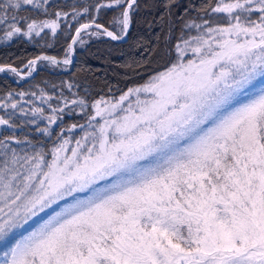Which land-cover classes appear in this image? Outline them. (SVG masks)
I'll list each match as a JSON object with an SVG mask.
<instances>
[{"label": "snow or ice", "instance_id": "6c2138e0", "mask_svg": "<svg viewBox=\"0 0 264 264\" xmlns=\"http://www.w3.org/2000/svg\"><path fill=\"white\" fill-rule=\"evenodd\" d=\"M53 6L0 0V44L31 42L45 29L55 37L68 13L22 15H51ZM160 6L171 26L178 0ZM73 8L72 20L87 22L62 61L37 55L26 74L8 63L0 73L25 79L43 62L67 70L82 33L124 40L140 3ZM109 9L111 30L98 22ZM212 14L224 23H211ZM197 16L201 23L180 17L173 58L118 98L65 99L47 114L32 108L28 122L51 147L19 139L14 115L27 110L0 105V126L13 130L0 139V245L15 236L0 248V264H264V0H215ZM77 112L84 123H64ZM10 142L28 148L21 154Z\"/></svg>", "mask_w": 264, "mask_h": 264}, {"label": "trees", "instance_id": "16d2710c", "mask_svg": "<svg viewBox=\"0 0 264 264\" xmlns=\"http://www.w3.org/2000/svg\"><path fill=\"white\" fill-rule=\"evenodd\" d=\"M85 2L95 3L97 0H49V3L54 5L48 8L51 15H45L42 11L22 13L38 20L55 19V13L58 11L69 15L66 21H60L61 28L57 30L55 37L51 35L50 29H45L40 37H34L31 42L26 38H19L0 44V65L8 63L22 69L29 59L37 55H48L62 61L65 50L71 43V37L75 35L76 27L87 22V17L83 15L78 21L72 20L73 6ZM139 3L140 8L133 13L132 24L125 41L117 42L107 36H88L82 33L85 43L83 46L75 45L71 56L73 63L67 67V70L62 63L52 66L43 62L29 79H20L11 73L0 74V105L14 102L18 107L27 110V115H20L18 111L14 115L13 123L18 125L15 135L19 139H28L42 147H51L49 138L41 137L36 132L37 125L28 122L35 119L31 116V109L34 107H43L47 114L50 111L49 106L62 105L65 99L70 104L74 97L84 98L91 105L102 96L105 99L118 98L121 92L144 83L151 74L162 69L173 58L168 53L173 50L177 38L181 35L180 17L187 15L192 21L201 23L197 16L199 6L215 3V0H178L180 7L173 9L171 19L175 22L171 23V26L160 20L161 15L164 16L165 21L170 19L162 6L157 7L161 0H139ZM146 3L148 7L144 6ZM192 5L196 8L191 7ZM185 6H188L187 13ZM115 14L110 9L102 12L98 22L111 30V20ZM203 15L200 13V16ZM222 15L212 14L206 18L213 24H223L224 21L219 19ZM185 32L194 35L195 29H186ZM48 43L52 46L47 47ZM69 84L73 85L71 91L68 88ZM19 93H24L23 98ZM41 93L44 94V99L41 98ZM6 97L9 98L6 100ZM13 111L10 107L7 109L9 113ZM65 111L67 112V109ZM0 116H5L3 108H0ZM77 122H85L78 112L76 115L64 117L65 124ZM38 125L45 127L46 122L38 121ZM12 133V129L0 126V139ZM10 146L21 154L23 149L28 148L27 144L11 142ZM13 239L15 236L0 245V248H7Z\"/></svg>", "mask_w": 264, "mask_h": 264}, {"label": "water", "instance_id": "95a60500", "mask_svg": "<svg viewBox=\"0 0 264 264\" xmlns=\"http://www.w3.org/2000/svg\"><path fill=\"white\" fill-rule=\"evenodd\" d=\"M110 30V29H109ZM109 38V37H108ZM127 39V36L125 37V39L124 40H120V41H117V42H121V41H125ZM75 47V46H74ZM74 53V52H73ZM58 60V59H57ZM59 61H61V60H59ZM25 67H23L21 70H23ZM1 74V73H0Z\"/></svg>", "mask_w": 264, "mask_h": 264}, {"label": "rangeland", "instance_id": "374dc122", "mask_svg": "<svg viewBox=\"0 0 264 264\" xmlns=\"http://www.w3.org/2000/svg\"><path fill=\"white\" fill-rule=\"evenodd\" d=\"M24 74H26V72H23Z\"/></svg>", "mask_w": 264, "mask_h": 264}]
</instances>
